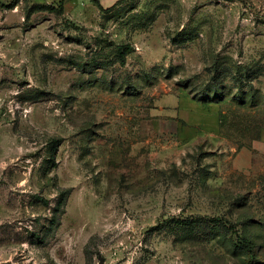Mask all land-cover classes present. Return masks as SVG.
Wrapping results in <instances>:
<instances>
[{"label":"rangeland","instance_id":"374dc122","mask_svg":"<svg viewBox=\"0 0 264 264\" xmlns=\"http://www.w3.org/2000/svg\"><path fill=\"white\" fill-rule=\"evenodd\" d=\"M0 264H264V0H0Z\"/></svg>","mask_w":264,"mask_h":264},{"label":"trees","instance_id":"16d2710c","mask_svg":"<svg viewBox=\"0 0 264 264\" xmlns=\"http://www.w3.org/2000/svg\"><path fill=\"white\" fill-rule=\"evenodd\" d=\"M130 52H131V48L128 47V46H120V47H118V56L120 57L121 61H123L124 56L127 53H130ZM247 249H249L248 246H247ZM249 252H250V250H249Z\"/></svg>","mask_w":264,"mask_h":264}]
</instances>
